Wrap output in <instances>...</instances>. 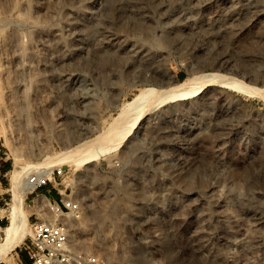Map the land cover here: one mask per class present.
<instances>
[{"label":"rangeland","instance_id":"374dc122","mask_svg":"<svg viewBox=\"0 0 264 264\" xmlns=\"http://www.w3.org/2000/svg\"><path fill=\"white\" fill-rule=\"evenodd\" d=\"M263 28L264 0H0L2 238L13 170L95 148L162 75L215 71L264 89L252 41ZM121 137L95 160L55 166L82 203L76 249L94 264H264V96L214 83ZM53 184L26 196L29 216ZM21 244L2 261L28 264Z\"/></svg>","mask_w":264,"mask_h":264},{"label":"bare ground","instance_id":"6f19581e","mask_svg":"<svg viewBox=\"0 0 264 264\" xmlns=\"http://www.w3.org/2000/svg\"><path fill=\"white\" fill-rule=\"evenodd\" d=\"M254 13L257 12L255 11ZM246 18L249 19L247 16ZM246 18H245V22L247 23ZM261 34L264 35V31ZM245 36L247 38L246 37L243 38L244 40H242L241 45L243 46L245 45L246 47L248 46L249 43L248 42L249 35L245 34ZM252 41L256 43L262 42L264 46V36L263 38L261 37V40H257V41H255L252 38ZM197 77L198 76L191 75L183 80H178L173 74L171 77L162 75L161 78L162 81H164L163 83L161 84L158 83L159 85L157 86L154 85L142 89L132 100L127 102L124 108V110L127 111L128 113V114L126 113L128 117L127 122L125 120V125H127V127L125 125L116 126L117 125L116 123H118L116 121L114 123L115 126L113 125L111 129H108L101 134L102 136L101 143L98 144L95 148L87 149L79 153H75V147L69 148L68 146L67 150L70 154L69 157H66L65 159H58L57 161L54 162L53 161L45 162L38 160L33 164H29L27 168L20 166L18 169L13 170L11 176V186H10V190L13 193V201L11 204L9 223L4 227L5 236L4 238L0 239V261H2L4 258L9 256L11 251L15 249L17 246H19L23 242V240L27 237V235L31 233V228H30L31 220L29 218L30 209H28L29 203H27L26 201V196L33 187V184L29 182V178L32 172L36 171L40 174L42 173L51 174L55 166L60 162L63 163L70 160L71 164L74 163L77 165L80 163H85V162L87 163L92 160H95L96 156L100 155L103 152L112 150L117 146H119L120 144V142H117L115 144H109L108 141H110L114 137L115 138H120L121 136L124 137L125 132L130 131L131 127L136 123L138 124L142 123L149 116L151 111L156 109L157 106H160L162 104L171 101H176L179 99H186L190 96L196 95L202 92L203 90H205L209 85H212L214 83H220L226 87H232L245 94L259 93L262 96H264V89H261L254 85H250L249 83L244 82L240 79L227 77L222 73H218L215 71L207 72V73L205 72L204 74L199 76L200 79L199 81L196 80ZM128 123H130L129 124L130 126H128ZM110 134H112V137H109ZM130 203L131 202L126 199L124 202L122 201L121 205L122 207L124 206L127 208ZM103 219L104 217L102 218V220Z\"/></svg>","mask_w":264,"mask_h":264},{"label":"built area","instance_id":"2783aa9c","mask_svg":"<svg viewBox=\"0 0 264 264\" xmlns=\"http://www.w3.org/2000/svg\"><path fill=\"white\" fill-rule=\"evenodd\" d=\"M6 153L3 144L0 143V159ZM66 169L63 165L54 168L51 174L31 173L29 182L33 184L29 194L54 182L57 195L51 197L49 193H37L30 204L35 215L31 221V233L29 238H25L21 245L26 253L28 264H72L78 261L98 263V258L93 254H88L83 250L76 249L72 240L73 226L70 219H80L82 213V203L77 197L67 194L69 186L65 185L64 191L60 189L59 179L64 176ZM44 194L47 203L37 201L36 196ZM5 203H8L5 201ZM1 207V206H0ZM43 212V213H41ZM0 218V239H2V222ZM17 264H25L18 255ZM0 264H8L0 261Z\"/></svg>","mask_w":264,"mask_h":264},{"label":"trees","instance_id":"16d2710c","mask_svg":"<svg viewBox=\"0 0 264 264\" xmlns=\"http://www.w3.org/2000/svg\"><path fill=\"white\" fill-rule=\"evenodd\" d=\"M7 167H9V165H8V164L6 165V168H7Z\"/></svg>","mask_w":264,"mask_h":264},{"label":"crops","instance_id":"0c3cea01","mask_svg":"<svg viewBox=\"0 0 264 264\" xmlns=\"http://www.w3.org/2000/svg\"><path fill=\"white\" fill-rule=\"evenodd\" d=\"M25 259L27 260V257Z\"/></svg>","mask_w":264,"mask_h":264}]
</instances>
